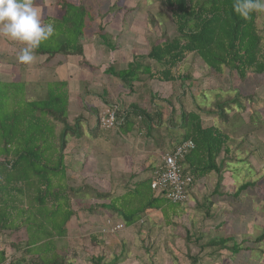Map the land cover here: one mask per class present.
<instances>
[{"label": "rangeland", "instance_id": "obj_1", "mask_svg": "<svg viewBox=\"0 0 264 264\" xmlns=\"http://www.w3.org/2000/svg\"><path fill=\"white\" fill-rule=\"evenodd\" d=\"M61 1L67 0H36L43 9L42 23L48 17L60 16L58 5ZM69 1L82 5L93 15L81 39L82 57L59 54L47 58L36 54L33 63L25 64L18 59L24 45L0 36V81L17 82L14 93L19 102L22 95L25 102L40 101L47 89L62 87L68 95L67 120L70 125L78 124L75 132L80 135H66L70 143L64 148V160L71 158L75 162L73 170L67 169V184L69 188H77L70 198L76 214L68 222L67 236L55 244L59 254L64 255V261L92 264L95 262L92 258L101 254V264H264V240L254 241L264 229V150L259 160L248 157L249 151L258 143L256 137L264 144V71L256 75L248 72L245 79H240L224 65L216 71L198 56L186 54L183 61L172 69V73L178 76L174 81L150 79L142 73L140 82H134L135 89L130 92L106 70L110 67L115 72L125 69L133 61V56L148 51L156 35L162 31L173 37L175 32L170 15L154 0ZM97 23L114 48L105 46L97 36ZM255 26L264 48V13L258 14ZM144 62L152 63L149 60ZM61 82L65 83L64 87ZM4 85L0 83L1 87ZM248 94H253V98L250 99ZM13 98L8 93L4 99L0 96V115L6 109L12 111ZM104 99L109 100L108 104L103 102ZM237 99L244 104V110L235 106ZM162 100L174 107V115H165L147 138H144L145 128L139 119L129 132H123L121 128L99 127L98 119L111 107L110 104L124 109L136 104L149 112L152 104L163 107L166 103ZM217 102L226 104L225 121L216 113ZM181 107L200 113L204 126L220 127L230 136L228 145L233 159H229L225 169L219 195L212 196L205 183L203 187H197L204 195L209 194L206 196L213 203L209 207L212 216L206 217L205 208L200 206L202 193L192 197L189 193L188 201L169 209L166 217L161 210L145 209L137 223L126 226L119 221L124 225L121 230L114 233L104 231L107 218L116 221L112 217L114 213L101 207L94 208L95 205L107 203L108 199L120 195L118 199L122 196L133 198L131 192L136 188L133 184L139 180V174L135 172L148 174L160 162L162 153L174 145V138L180 130L168 123L171 119L179 124ZM234 114L242 115L238 116L243 119L242 125H234ZM40 117L44 118V115ZM104 156H111L113 160L106 162ZM115 160L131 165L128 169L132 168V171L128 170L125 176H110L114 178L113 182H126L130 194H121L123 189L120 188L107 197L95 196L96 191L102 193V181L107 174L103 165L116 166ZM131 174L134 177L130 179ZM248 181L257 185L234 197L236 189ZM186 236H189L188 240ZM228 236L232 240L227 241L226 246L231 247L235 242L240 251L219 249L214 252V248L207 246L212 238ZM25 242L23 231L0 233V251L5 253V264L21 257H25L26 263L30 260L23 249Z\"/></svg>", "mask_w": 264, "mask_h": 264}, {"label": "trees", "instance_id": "obj_2", "mask_svg": "<svg viewBox=\"0 0 264 264\" xmlns=\"http://www.w3.org/2000/svg\"><path fill=\"white\" fill-rule=\"evenodd\" d=\"M154 1L164 7L170 15L175 35L170 38L165 35V31H162L159 36L156 35L148 51L143 55L133 56V61L128 63L125 69L115 72L110 67L106 70L130 92L135 89L133 83L140 82L139 75L142 73L147 74L150 79L174 81L178 76L172 73V69L183 61L186 54L198 56L216 71H220L221 66L224 65L240 79H245L248 72L256 75L264 71V48L261 47V37L255 26L256 18L260 13L254 12L245 20L234 12V0ZM58 6L60 16L48 17L44 20V24H54L55 35L43 41L35 50V54L46 55L47 58L59 54L82 57L81 39L85 28L89 27L90 21L93 20V15L82 5L69 0L61 1ZM96 25V34L104 45L114 48L106 38L100 23ZM146 60L152 61L151 65L145 63ZM0 83L10 85L6 88L5 85L0 86V96L4 99L8 93L15 99L11 101L14 103L12 111L6 109L0 115L2 150L0 152V233L23 231L26 237L23 249L25 254L30 256L27 263L25 257H21L9 264H71L64 261V255L59 254L55 245L67 236L68 222L76 214L70 198L72 193L77 192V188L68 187L67 170L61 163L67 145L66 135L69 133L80 135V132H75L78 124L70 125L67 120V92L62 87L54 90L50 87L51 89L46 90L44 98L40 101L25 102L22 95V101L19 102L18 95L14 93V85L17 82L0 81ZM61 85L64 87L65 83L61 82ZM3 88L5 92H2ZM105 93L104 90L103 94ZM151 96V100H154L153 95ZM253 96L252 94L248 97L251 99ZM104 101L107 104L109 102L106 99ZM162 101L166 103L164 108L152 104L149 112L136 104L124 109L109 103L111 108L116 107L117 118L122 119L115 128L129 132L135 120L139 119L145 128L144 138L149 137L154 126H158L165 115L170 117L174 115V107L167 100ZM234 102L235 106L244 110L243 103L238 99ZM219 103L221 102H217L216 113L225 121L227 120L226 104ZM40 115H44V118ZM238 116L242 115L233 116L234 125H242L243 119L240 120ZM168 124L171 127L177 126L180 130L179 135L174 138V145L168 149L169 152H173V148L183 142L193 143V147L178 160L182 177L190 178L187 194L192 195L191 187L198 182L202 181V184H206L208 175L212 174L215 180L211 193L212 196H218V188L223 181L229 159H233L230 157L232 152L228 145L229 134L214 125L204 126L200 113L187 111L184 107H181L179 124L173 123L171 119ZM57 128L59 130L56 132ZM256 139L258 143L249 151L248 157L253 156L259 160L264 144L257 137ZM234 159H237L236 155ZM153 179L154 175L151 173L148 179L136 183V188L131 192L133 198L122 196L120 200L116 197L110 201V204L101 203L94 208L114 209L126 226L137 223L145 209L161 210L162 215L166 217L169 209L181 206L182 203L165 204L167 201L163 197L164 192L156 193L150 187ZM256 185L251 181L242 183L234 192V197ZM98 193L94 192L95 196H108ZM125 193L128 195L130 191ZM200 204L202 209L205 208V216L211 217L209 207L213 203L208 196L202 197ZM254 238L255 242L264 240V229ZM188 239L189 236H186V240ZM231 240V236L216 237L210 239L207 246L214 248V252L219 249H228L234 253L240 251L235 242L231 247L226 246V242ZM17 247L21 248V246ZM5 259L4 251H0V263ZM92 259L95 261L91 262L92 264H101L103 257L100 254Z\"/></svg>", "mask_w": 264, "mask_h": 264}, {"label": "clouds", "instance_id": "obj_3", "mask_svg": "<svg viewBox=\"0 0 264 264\" xmlns=\"http://www.w3.org/2000/svg\"><path fill=\"white\" fill-rule=\"evenodd\" d=\"M233 10L247 20L254 12L264 13V0H234ZM42 18L43 9L36 0H0V36L24 45L18 56L22 63H33L35 50L55 35L54 24H44Z\"/></svg>", "mask_w": 264, "mask_h": 264}, {"label": "built area", "instance_id": "obj_4", "mask_svg": "<svg viewBox=\"0 0 264 264\" xmlns=\"http://www.w3.org/2000/svg\"><path fill=\"white\" fill-rule=\"evenodd\" d=\"M122 119H118L116 115V107H110L105 110L98 119L99 127L102 129H113L120 124ZM193 147L191 141L183 142L173 148V152H163L160 158L159 165L153 170L154 179L151 181L150 187L155 190L164 192V199L172 204L185 203L189 199L186 192L190 182L189 177H182L181 166L178 160L183 157V154L188 152ZM123 228V224L107 218L105 220L104 231L114 233ZM5 264V262L0 263Z\"/></svg>", "mask_w": 264, "mask_h": 264}, {"label": "crops", "instance_id": "obj_5", "mask_svg": "<svg viewBox=\"0 0 264 264\" xmlns=\"http://www.w3.org/2000/svg\"><path fill=\"white\" fill-rule=\"evenodd\" d=\"M12 82H15V81H12ZM59 130V128H57L55 131L57 132ZM68 142H67V145L66 146H68L69 145V140H67ZM54 146H56V144H54ZM107 160H105L106 162L108 161V160H113V159H111V156H104ZM122 158V157H121ZM120 158V159H121ZM64 159H66L65 158V155H64V158H63V160H62V165H64V167L66 168V170L68 169V167L71 169V170H73V168L72 167H74V164H75V162H74V160H72L71 158H68V160H64ZM116 159V158H115ZM119 159V158H118ZM143 160H145V158L143 159ZM67 163V165L65 164V162ZM116 161V166H115V164H113V165H111V166H108L107 164L106 165H103L104 167H103V169H104V172L105 173H107L106 174V176L104 177V181H102V182H104V184H103V188H102V194H112V193H114V191H116V190H119L120 188L121 189H123L122 190V192H121V194H123V193H125V192H129L130 190H129V186H127V183L126 182H124V183H121L119 180H117V181H114L113 182V180H114V178H111L110 176H112V177H115V176H117V177H119V175H124L125 176V174H127V171L129 170L130 172L132 171V168L131 169H128L131 165H128V166H126V164L125 163H121V161H119V160H115ZM120 162V164H118ZM115 163V162H114ZM157 166L159 165V163H157L156 164ZM156 165L154 166V168L152 169V170H154L155 169V167H156ZM152 170L150 171V172H148V174H146V173H144L143 171H140V172H135V174L136 175H138L139 174V176H138V179L139 180H136L134 183L135 184H133V186H135L136 185V183H138V182H142V181H144V180H146V179H148L149 178V176H150V174L151 173H153L152 172ZM129 172V173H130ZM67 174V173H66ZM141 174V175H140ZM67 176H68V174H67ZM127 176V175H126ZM130 177V179L131 178H133L134 176H132V174L129 176ZM68 179H69V176H68ZM129 179V180H130ZM207 183L205 184L207 187L206 188H208V191H210V192H212V190H213V185H214V180H215V176L214 175H212V174H210V175H208V177H207ZM211 180V181H210ZM203 185H204V183L202 184V182H198L196 185H194L193 187H191V197L192 196H196V194L197 193H202V197H205L206 195H208V193H206V195H204V193L203 192H201V191H199V190H197V187H203ZM106 187V189H104ZM119 196V195H118ZM121 196V195H120ZM119 196V197H120ZM118 197V198H119ZM190 197V198H191ZM196 198V197H195ZM108 199V198H107ZM109 201H111L110 199H108ZM107 202V203H105V202H103L102 204H105V205H108V204H110V202ZM118 205V204H117ZM117 207H119V206H117ZM106 208H104V210H105ZM106 210H111L113 213H114V216H112L117 222H119V221H123L122 220V217L120 216V217H118L119 215H117L116 214V212H115V210L114 209H106ZM140 220V219H139Z\"/></svg>", "mask_w": 264, "mask_h": 264}]
</instances>
